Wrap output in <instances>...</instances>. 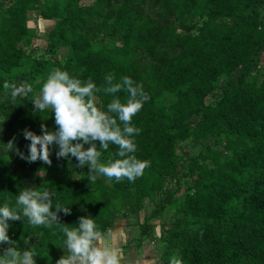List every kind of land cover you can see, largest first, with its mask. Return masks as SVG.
<instances>
[{"label":"trees","instance_id":"16d2710c","mask_svg":"<svg viewBox=\"0 0 264 264\" xmlns=\"http://www.w3.org/2000/svg\"><path fill=\"white\" fill-rule=\"evenodd\" d=\"M36 16L53 28L30 25ZM55 69L97 87L108 74L143 84L150 99L132 120L134 154L150 162L142 176L90 183L89 167L57 159L58 146L51 166L7 150L15 137L29 154L24 129L56 130L51 109L31 101ZM5 81L33 92L13 103ZM96 97L107 111L113 96ZM98 150L101 162L119 158L115 145ZM24 188L53 192V210L70 207L59 214L68 227L81 216L104 234L134 224L133 241L154 243L158 264L173 255L182 264H264V0H0V207L15 208ZM22 219L8 230L19 250L34 251L37 264L66 255L63 225Z\"/></svg>","mask_w":264,"mask_h":264},{"label":"clouds","instance_id":"9594fccd","mask_svg":"<svg viewBox=\"0 0 264 264\" xmlns=\"http://www.w3.org/2000/svg\"><path fill=\"white\" fill-rule=\"evenodd\" d=\"M115 76L108 74L102 87L92 81L82 82L60 69L52 71L43 82L39 94L32 97L35 111L44 112L51 109L55 117L56 130L49 131L47 125L41 124L42 135L24 129V138L30 141L29 154L25 155L15 146V137L6 144L8 151L29 163L42 161L52 165L50 146H58L57 159L73 157L78 161L77 167H89V181L95 183L98 177L120 182L127 179L134 182L150 166L135 156L137 145L134 136L140 129L133 126L132 120L143 108L150 97L143 84H137L131 77L124 76L114 82ZM10 90L11 101L18 97L27 98L33 92L30 83H9L3 85ZM103 91L113 96L107 105V111L97 106L96 93ZM125 92L127 99L122 102L115 94ZM102 149L107 151L109 145H115L119 158H109L101 162ZM85 145L89 147L85 148ZM111 156V153L109 154ZM54 193L36 188H24L16 199L15 208L5 202L0 207V245H9L0 255V264H37L36 253L30 249L19 250L8 235L9 221L26 218L34 226L51 229L53 225H63L61 231L65 236L63 248L66 255L56 264H121L119 251L109 246L112 234H104L97 229L95 220L81 216L76 227H68L60 222V213L71 214V208L56 203L53 210ZM170 264H182L177 255H173Z\"/></svg>","mask_w":264,"mask_h":264},{"label":"rangeland","instance_id":"374dc122","mask_svg":"<svg viewBox=\"0 0 264 264\" xmlns=\"http://www.w3.org/2000/svg\"><path fill=\"white\" fill-rule=\"evenodd\" d=\"M36 18L30 22V25H34L33 22L37 21L41 32H47L53 28L54 22L42 20L39 16H36ZM46 40L45 38H39L36 40V44L46 48ZM62 51L66 52V49L63 48ZM136 231L137 227L134 224H129L126 220L119 221L113 230V237L111 236L109 239V246L115 247V245H118L116 249L119 251L121 264H158L159 253L157 248L155 250V244L147 242V245L140 247L132 239L137 234ZM128 237L132 240L128 241L126 239ZM122 239L123 241H121Z\"/></svg>","mask_w":264,"mask_h":264},{"label":"crops","instance_id":"0c3cea01","mask_svg":"<svg viewBox=\"0 0 264 264\" xmlns=\"http://www.w3.org/2000/svg\"><path fill=\"white\" fill-rule=\"evenodd\" d=\"M113 230H114V229L110 230L111 234H113ZM107 233H109V232H107ZM107 233H106V234H107ZM136 233H137V231H136ZM135 235H136V234H135ZM135 235H134V236H135ZM112 237H113V235H112ZM132 237H133V236H132ZM126 239L129 241L131 238L128 237V238H126ZM126 239H125V240H126ZM121 241H123V239H122ZM116 246H118V245H115V248H117ZM121 251H122V248H121Z\"/></svg>","mask_w":264,"mask_h":264}]
</instances>
